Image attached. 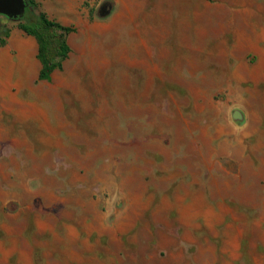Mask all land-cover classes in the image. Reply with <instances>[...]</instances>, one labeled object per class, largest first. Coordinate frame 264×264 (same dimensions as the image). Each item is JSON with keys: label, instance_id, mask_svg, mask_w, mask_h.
<instances>
[{"label": "rangeland", "instance_id": "1", "mask_svg": "<svg viewBox=\"0 0 264 264\" xmlns=\"http://www.w3.org/2000/svg\"><path fill=\"white\" fill-rule=\"evenodd\" d=\"M33 1L73 32L0 46V264H264V0Z\"/></svg>", "mask_w": 264, "mask_h": 264}, {"label": "trees", "instance_id": "2", "mask_svg": "<svg viewBox=\"0 0 264 264\" xmlns=\"http://www.w3.org/2000/svg\"><path fill=\"white\" fill-rule=\"evenodd\" d=\"M24 1L26 4L24 15L16 21H9L15 23L17 29L24 34L35 39L37 43L36 57L40 63L37 79L48 81L51 73L59 69L62 61L68 56L69 47L66 38L73 32V28L49 19L44 13L34 15L32 11L36 7V3L33 0ZM8 35L9 29L0 24V46L5 45Z\"/></svg>", "mask_w": 264, "mask_h": 264}, {"label": "water", "instance_id": "3", "mask_svg": "<svg viewBox=\"0 0 264 264\" xmlns=\"http://www.w3.org/2000/svg\"><path fill=\"white\" fill-rule=\"evenodd\" d=\"M24 0H0V16L16 21L25 13Z\"/></svg>", "mask_w": 264, "mask_h": 264}, {"label": "crops", "instance_id": "4", "mask_svg": "<svg viewBox=\"0 0 264 264\" xmlns=\"http://www.w3.org/2000/svg\"><path fill=\"white\" fill-rule=\"evenodd\" d=\"M21 34H24V33L22 31H20L19 29H17V28L10 29L9 30V35L6 38L5 46H7V44L9 45V42L11 40L21 36ZM24 35H26V34H24ZM27 37H30V36H27ZM6 57H7L6 52H5V54H1L0 55V64H2L6 60Z\"/></svg>", "mask_w": 264, "mask_h": 264}]
</instances>
